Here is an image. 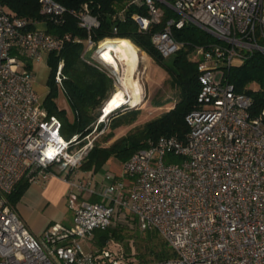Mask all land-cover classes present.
Segmentation results:
<instances>
[{
  "label": "built area",
  "instance_id": "2783aa9c",
  "mask_svg": "<svg viewBox=\"0 0 264 264\" xmlns=\"http://www.w3.org/2000/svg\"><path fill=\"white\" fill-rule=\"evenodd\" d=\"M39 1L41 12L56 20L65 11L55 0ZM132 1L146 6V16L134 15L143 31L159 23L165 9L177 13L151 37L163 58L183 46L174 27L195 25L219 40L190 52L199 72L198 106L185 115L184 138L149 139L123 162L120 177L107 169L101 177L91 173L69 181L73 224L55 222L40 235L16 213L9 194L22 178L45 181L56 173L66 178L81 166L111 118L102 114L84 136L65 138L60 118L43 107L32 65L43 53L60 52L67 35L29 28L0 2V264H128L122 253L85 251L79 241L97 228L119 226L155 229L174 252L134 264H264V110L251 115V98L236 92L225 75L241 66L248 52L264 53V0ZM158 4L166 8L161 11ZM79 20L88 31L98 25L87 10ZM108 39L94 42L89 35L85 45L96 48L97 60L116 85L120 78L99 53ZM61 67L60 61L59 85ZM92 194L99 198L89 200ZM126 259L132 263L133 253Z\"/></svg>",
  "mask_w": 264,
  "mask_h": 264
},
{
  "label": "trees",
  "instance_id": "16d2710c",
  "mask_svg": "<svg viewBox=\"0 0 264 264\" xmlns=\"http://www.w3.org/2000/svg\"><path fill=\"white\" fill-rule=\"evenodd\" d=\"M55 1L65 8L58 20L41 12L39 0H0L10 16L26 19L29 22V28L42 23L49 34L62 37L67 35L60 52L51 51L47 54L49 75L46 83L49 91L42 103L49 115L60 118L65 138H70L74 134H80L82 137L92 130L98 117L97 109L102 107L113 89V78L107 70L102 68V64L89 55H82L89 35L94 42L106 37L131 40L150 57L149 61L152 63L150 68L155 74L149 80L153 90L151 94L159 95L154 93L155 84L159 78L164 77L162 80H168L170 91L179 97L174 105L169 108L159 107L156 115H150L141 125L129 129L111 143L95 142L81 165L84 168L96 169L109 159L125 161L132 152L146 146L149 139H155L161 135L184 138L188 131L185 115L197 108V97L200 91L197 61L191 58L190 52L196 45H206L219 40L195 25L174 27L173 36L177 41L182 42L183 46L166 61L152 43L151 37L155 31L163 28L169 17H178L173 10L165 9L160 22L152 23L146 31H143L139 28L134 15L137 13L147 15L144 4L135 3L132 0ZM85 10L98 20V25L90 31L79 23V17ZM60 61L62 62V83L59 85L55 81V74ZM26 67H31L30 62H26ZM225 75L236 92L245 93L251 98L250 114L259 115L264 110V53L248 52L243 64L226 69ZM59 87L64 91L73 109V120L68 118L65 109L60 108L54 100ZM146 112L147 110L139 107L132 111L116 113L109 122L107 133L104 132V140L111 139L118 127L145 117ZM83 142L81 141V144ZM28 183L27 178H22L18 182L9 194L11 204L20 198ZM124 228L126 227L97 228L94 230V238L96 237L101 245L109 238L122 240L126 237L123 233ZM138 250L135 254L139 263L174 256L170 246L155 229L145 230V235L138 244Z\"/></svg>",
  "mask_w": 264,
  "mask_h": 264
},
{
  "label": "rangeland",
  "instance_id": "374dc122",
  "mask_svg": "<svg viewBox=\"0 0 264 264\" xmlns=\"http://www.w3.org/2000/svg\"><path fill=\"white\" fill-rule=\"evenodd\" d=\"M158 8L161 11H163L166 7L162 4H158ZM132 44L134 46L132 45L131 47L130 45L129 46L127 45L128 48L126 47L127 49H125V54L129 58V60H127V63L123 64L122 69H121L122 73L125 74V76L127 75L126 77L129 83L127 85V88L129 89V93L127 95L128 98H127L126 103L116 108L114 111L110 112L108 117L112 118L116 115V113L132 111L139 107H141L143 110H147V112L144 115L145 117H140L139 119H136L134 122L128 125H123L115 129L116 133L111 139L104 140L105 134L102 133L95 139L94 143L95 142H100L102 144L111 143L114 139L125 134L129 129L141 125L144 121H146L147 117H150V115H154L155 113H157L156 111L159 107L169 108L172 105H174L175 102L178 101L179 99L177 94L172 93L170 91L171 88L168 84V80L167 79L162 80L164 77L159 78L155 84L157 88L155 87L156 92L154 90V93H157L159 95L155 96L153 93L151 94L153 90L150 87L149 80L153 78L155 74L152 73V68H150L151 67L150 64H152L151 61H149L150 57H149V60H147V55H145L144 53L141 54L133 42ZM95 49H96L95 47L88 48L85 45L82 55L84 54L87 56L89 55L90 57L97 60L98 58L96 56ZM170 56L164 59L168 61ZM141 60L145 61V63H142ZM107 67L111 69L113 68L117 76L121 78L120 72L116 70L114 66L109 67V65H107ZM48 72H49L48 68L44 67L41 70L37 71V74L35 75V79H34V86L37 92L42 94L41 95L42 101L44 100L46 96L44 94L45 93L44 91L47 88L46 79L48 76ZM219 77H220V70L217 71V79H219ZM121 85H122L121 79L119 80V82L117 81L116 85L113 84V89L110 91L107 99L111 98L110 96L113 95L115 91L121 87ZM54 100L60 108L65 109L68 118L70 120H73V116H74L73 109L71 105L69 104L66 98V95L61 87L58 88L57 93L54 96ZM140 104L142 105L140 106ZM97 113H98L97 119L101 118L103 114L101 108L97 109ZM107 131L108 129L106 130V133ZM123 162L124 161H121L119 159H111L109 162V166L112 168L111 171L114 172L117 176H121L122 174ZM67 194H68V191L64 198L65 205H66L65 211L74 207V203L70 202V200L67 198ZM89 200L92 201L94 199L91 198ZM123 233H125L126 235L125 239L121 240V239H116V238H109V240L106 241L102 245L98 242L96 237L94 238V231L91 233L92 237L90 236L82 237V238H79V241L85 251L100 252L102 248H106V249H109L111 251L118 253V255L122 253L123 261L127 262L128 264L139 263L136 259L135 253L139 251L138 244L141 243L142 236L145 235V230L141 231L138 228H134V229L124 228ZM130 253L131 254L133 253L132 263L128 262V260L126 259L127 256L130 255Z\"/></svg>",
  "mask_w": 264,
  "mask_h": 264
},
{
  "label": "crops",
  "instance_id": "0c3cea01",
  "mask_svg": "<svg viewBox=\"0 0 264 264\" xmlns=\"http://www.w3.org/2000/svg\"><path fill=\"white\" fill-rule=\"evenodd\" d=\"M44 24L38 23L37 26L44 29ZM48 53H43L41 59L36 61L32 68L35 75L38 70L47 66L46 59ZM49 75V72H48ZM48 78V76H47ZM47 81V79H46ZM47 85V84H46ZM36 89V88H35ZM37 91V90H36ZM49 91L47 86L45 95ZM40 96L42 94L38 93ZM142 104H140L141 106ZM103 113V112H102ZM106 161L98 168H84L82 165L70 171L66 178L60 174H52L45 181H29L28 186L23 190L20 198L12 206L16 213L24 220L29 230L35 235H40L51 224L60 222L63 225L71 226L73 224V208L65 211V195L69 190V181L84 179L95 173L101 177L105 170H111L109 162ZM120 177V176H118ZM86 195V194H85ZM98 199L95 194L88 196V199Z\"/></svg>",
  "mask_w": 264,
  "mask_h": 264
},
{
  "label": "bare ground",
  "instance_id": "6f19581e",
  "mask_svg": "<svg viewBox=\"0 0 264 264\" xmlns=\"http://www.w3.org/2000/svg\"><path fill=\"white\" fill-rule=\"evenodd\" d=\"M103 48L99 50L100 56L106 61L111 63L116 70L120 72L122 85L119 89L111 95L108 101L104 105L103 115H107L110 112L114 111L116 108L120 107L127 101V95L129 89L127 88L128 79L127 75L122 73L121 69L124 63H127L129 58L125 54V49L127 45L132 47V42L126 38H113L108 39L103 43ZM134 46V45H133ZM127 47V48H126Z\"/></svg>",
  "mask_w": 264,
  "mask_h": 264
}]
</instances>
